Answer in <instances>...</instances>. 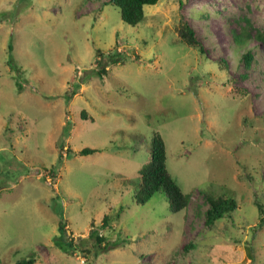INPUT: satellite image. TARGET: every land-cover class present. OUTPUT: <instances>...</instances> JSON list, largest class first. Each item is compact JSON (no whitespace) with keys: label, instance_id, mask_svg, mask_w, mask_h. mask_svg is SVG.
<instances>
[{"label":"rangeland","instance_id":"obj_1","mask_svg":"<svg viewBox=\"0 0 264 264\" xmlns=\"http://www.w3.org/2000/svg\"><path fill=\"white\" fill-rule=\"evenodd\" d=\"M144 13L132 26L109 0H0V264H264V0ZM154 132L186 209L137 203ZM205 194L237 207L209 227Z\"/></svg>","mask_w":264,"mask_h":264},{"label":"trees","instance_id":"obj_2","mask_svg":"<svg viewBox=\"0 0 264 264\" xmlns=\"http://www.w3.org/2000/svg\"><path fill=\"white\" fill-rule=\"evenodd\" d=\"M159 1L160 0H109L112 5L119 9L121 20L132 26L143 21L145 17V6L155 5ZM247 23L250 24V21L247 20ZM177 34L181 42L197 49L201 54L205 52L203 44L200 42L194 29L187 21H182L179 24ZM254 38L262 46L264 51V33L257 31ZM250 39H252V37L247 32L234 35L235 42L239 44L246 43ZM241 61L246 68H249L254 61L252 50H247L242 55ZM96 62L100 63L101 60L99 59ZM66 151L70 152L72 150L67 147ZM97 151V148L84 147L77 150L76 153L79 155H89L96 153ZM157 192L163 193L173 211L186 209L191 197L189 193H185L181 189L177 181L171 175L167 166L165 141L159 133L154 132L149 146V161L140 169V184L136 193L137 203L144 205ZM203 196L208 204L204 216L205 224L209 227L214 225L215 222L221 219L225 214L231 213L237 207L236 201L233 197H225L221 195L212 196L209 194ZM258 205L260 222L255 228L260 227L264 222V205L260 201H258ZM61 229L62 248H66V246L72 244L73 239H69L68 234L65 235L64 231L66 229L64 227H61ZM92 234L97 243L100 244L102 241L101 236H99L95 230H92ZM189 246L193 247V244H189ZM65 250H67V248ZM34 262L35 258L31 256L27 259L17 260L15 264H34Z\"/></svg>","mask_w":264,"mask_h":264}]
</instances>
